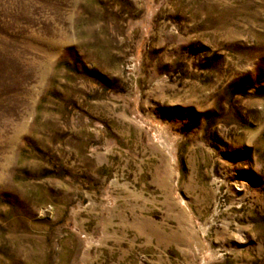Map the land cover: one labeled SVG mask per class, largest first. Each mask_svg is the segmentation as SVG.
Wrapping results in <instances>:
<instances>
[{
  "label": "rangeland",
  "instance_id": "374dc122",
  "mask_svg": "<svg viewBox=\"0 0 264 264\" xmlns=\"http://www.w3.org/2000/svg\"><path fill=\"white\" fill-rule=\"evenodd\" d=\"M0 264H264V0H0Z\"/></svg>",
  "mask_w": 264,
  "mask_h": 264
}]
</instances>
